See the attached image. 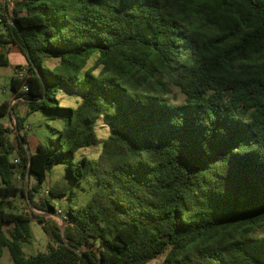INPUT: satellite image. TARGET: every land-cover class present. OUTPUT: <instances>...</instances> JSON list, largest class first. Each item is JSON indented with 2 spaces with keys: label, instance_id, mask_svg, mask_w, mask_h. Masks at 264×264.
Segmentation results:
<instances>
[{
  "label": "trees",
  "instance_id": "16d2710c",
  "mask_svg": "<svg viewBox=\"0 0 264 264\" xmlns=\"http://www.w3.org/2000/svg\"><path fill=\"white\" fill-rule=\"evenodd\" d=\"M11 46L27 66L16 67L0 117L12 113L18 131L16 103L29 115L63 111L62 87L82 99L34 153L0 124V258L8 249L12 264H264V0H16L12 15L0 0V67ZM93 146L97 159L76 158ZM57 162L67 182L37 200ZM85 182L94 191L76 209ZM66 198L65 227L33 212L50 241L28 258L33 218L8 211L11 200L55 218Z\"/></svg>",
  "mask_w": 264,
  "mask_h": 264
},
{
  "label": "rangeland",
  "instance_id": "374dc122",
  "mask_svg": "<svg viewBox=\"0 0 264 264\" xmlns=\"http://www.w3.org/2000/svg\"><path fill=\"white\" fill-rule=\"evenodd\" d=\"M7 5L9 2L15 0H3ZM12 15V13H11ZM10 53V65L7 67H0V105L5 101H11L13 95L11 88L12 78L16 75V67L21 66V74L25 73L27 61L21 51L14 46H11ZM14 48V49H13ZM18 51V52H15ZM18 53L17 55H15ZM93 62H91L92 64ZM57 99L60 102L61 107L65 110L56 112L51 111L47 112L43 109L38 110L34 113L28 114V106L25 103H16L15 104V113L18 117L24 118L25 120V129L18 131L16 127V118L11 113L6 117H0V124L8 128L10 133L11 140L17 144L19 137L24 135L27 136L29 142V150L34 153L37 149V144L42 143L44 145L50 146L52 139L56 140L58 133L62 130L65 125V122L69 118V109L75 108L82 99V94L78 91L72 93L69 89L62 87L58 94ZM14 104V102H13ZM97 133L100 139H106L110 133V127L104 117L99 119L97 122ZM101 152L100 146H93L90 148L79 150L76 154L77 159H81L84 156H87L92 159H97ZM11 158L15 159V156L11 155ZM68 164L57 162L51 172L48 175L47 183L44 184L43 188L40 189L39 193H36L37 200L43 198L47 195L51 184L55 182H67V167ZM17 179V178H16ZM18 180V179H17ZM21 184V183H19ZM37 181L34 176L30 179L29 189L32 186L36 185ZM87 183L85 182L80 188L76 190V197L74 198L77 201L78 205L74 206L76 209L83 207L93 193V189L86 187ZM89 185H92V182L89 181ZM13 209H8V211L23 212L28 214L33 218V223L31 224L32 229V239L29 243L24 244L23 249L28 258L37 255L40 252H44L49 243V238L43 231L41 225L37 223V219L33 216V212L39 213L51 218L52 220L57 221L62 227L66 226V221L64 218L67 217V211L72 205L68 198L61 201H56V209L58 215L54 218L52 214H47L46 212L40 211L32 206H29L24 199H14L11 200ZM5 231L7 234L13 229V225H5ZM162 260L153 261L150 264H160ZM10 253L8 249H4L2 257L0 258V264H12Z\"/></svg>",
  "mask_w": 264,
  "mask_h": 264
},
{
  "label": "built area",
  "instance_id": "2783aa9c",
  "mask_svg": "<svg viewBox=\"0 0 264 264\" xmlns=\"http://www.w3.org/2000/svg\"><path fill=\"white\" fill-rule=\"evenodd\" d=\"M15 2H16V0L13 1V2H9V3H8V10H9V13H10V14L13 12V8L15 7ZM23 88H24V89H27L26 86H24ZM15 162H19V158H18V157L15 158ZM19 179H20V178H19Z\"/></svg>",
  "mask_w": 264,
  "mask_h": 264
},
{
  "label": "water",
  "instance_id": "95a60500",
  "mask_svg": "<svg viewBox=\"0 0 264 264\" xmlns=\"http://www.w3.org/2000/svg\"><path fill=\"white\" fill-rule=\"evenodd\" d=\"M231 92L230 90H227V95L230 96L231 95Z\"/></svg>",
  "mask_w": 264,
  "mask_h": 264
},
{
  "label": "crops",
  "instance_id": "0c3cea01",
  "mask_svg": "<svg viewBox=\"0 0 264 264\" xmlns=\"http://www.w3.org/2000/svg\"><path fill=\"white\" fill-rule=\"evenodd\" d=\"M15 47V46H14ZM14 49V48H13ZM15 52H18V51H15ZM18 53H16L15 55H17ZM38 145V144H37Z\"/></svg>",
  "mask_w": 264,
  "mask_h": 264
}]
</instances>
